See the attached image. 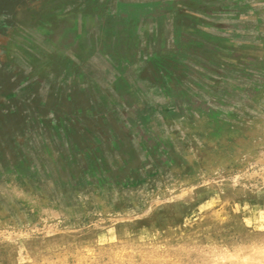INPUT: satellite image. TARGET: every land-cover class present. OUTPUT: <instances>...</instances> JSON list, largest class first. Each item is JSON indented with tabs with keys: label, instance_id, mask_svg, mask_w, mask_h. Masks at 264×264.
<instances>
[{
	"label": "rangeland",
	"instance_id": "1",
	"mask_svg": "<svg viewBox=\"0 0 264 264\" xmlns=\"http://www.w3.org/2000/svg\"><path fill=\"white\" fill-rule=\"evenodd\" d=\"M82 1L0 0V79H20L7 90L73 107L52 111L64 151L11 105L28 131L2 146L0 264H264V0H242L256 50L170 36L160 70L141 68L157 41L113 35L126 4Z\"/></svg>",
	"mask_w": 264,
	"mask_h": 264
},
{
	"label": "crops",
	"instance_id": "2",
	"mask_svg": "<svg viewBox=\"0 0 264 264\" xmlns=\"http://www.w3.org/2000/svg\"><path fill=\"white\" fill-rule=\"evenodd\" d=\"M101 1H103V4H106V2L113 0ZM114 1L116 4V6H114L116 7V11H120L123 5H127V22H129L130 25H127L125 28L115 29L113 35L117 38L125 37L124 40H126L121 41L122 44H127L126 46H130L132 50H134L136 41L137 44L139 43L146 48L149 46L150 41L154 39L155 42L157 41L158 43L157 58H161L162 56L164 57L167 52L166 46L168 37L173 36L178 40L181 36L189 37L193 35L206 38V41H222V47L224 48L218 46L219 51H221L220 49L228 52L234 50L242 52H246V50L249 49L256 50L255 46L252 47L251 43H247L245 35L243 36L244 33L242 32L241 34V29L245 28L249 18L247 6L244 5L242 0H231L232 3L229 2V4L218 2L219 8L216 10L213 8V5L216 4L213 0H173V7H171L168 13L165 0L162 6L159 0H157L158 5L155 8V12L159 14H154V16L151 14L153 11L152 0ZM82 3L87 4V0H83ZM101 19L102 18L97 15L87 16L86 14L85 16H81V20L85 22V28H87V25H90V21L94 20L97 23L99 20L101 21ZM145 19L149 20L148 23L145 22ZM139 20H142L143 23H139ZM178 42L180 41L178 40ZM218 49L216 48V51H218ZM149 63L150 61L146 62L145 64L147 66L143 68H148ZM161 64L162 68H165L166 62L163 61ZM157 66L158 65H151L150 67L156 69ZM149 77L153 79L144 81H147L149 85H155L157 80L155 81L154 79L156 76L152 75ZM116 81L119 85L128 83L123 74H118Z\"/></svg>",
	"mask_w": 264,
	"mask_h": 264
},
{
	"label": "bare ground",
	"instance_id": "3",
	"mask_svg": "<svg viewBox=\"0 0 264 264\" xmlns=\"http://www.w3.org/2000/svg\"><path fill=\"white\" fill-rule=\"evenodd\" d=\"M165 60H166L165 58L161 57L156 60L157 62L150 61L151 64L150 63L148 64V68L150 69L151 65L153 66L158 65L156 69L160 70L162 68L161 63ZM144 66H147V65L144 64L141 66V68ZM141 75H142L143 80L148 79V77L144 76V73H142ZM9 78L10 79H5V78L0 79V93H2V91L3 92L5 91L6 94L8 93L7 97H4V99L6 100H4L3 98L2 100L4 101L0 100L2 102V103L0 102V105L2 106V107L0 106L2 108L0 109V163H2L1 162L2 158H3V161H5V163H7L8 161V158L6 157L5 151L3 150L2 146L4 147L7 145V146L14 147L15 149H17V146L13 145V142L17 136H20L21 134H26V132L28 131V127L26 129L24 126L31 127L33 124L37 123L38 121H42V120H44L46 124L44 128H46V126L49 127L48 129L50 132H46L42 129L38 131L41 132V134L46 133L47 134L46 136L49 137L51 140H54L55 137L56 138L59 137L61 143L63 144L62 149L65 151L64 144H66L67 142L65 143V140L58 135L59 133L66 131V129H64L63 131V127L60 126V121L57 119V117L54 118V116L52 115L54 113H52V111H55L54 109H56L64 113L65 110L66 111L72 110L73 107L72 105L70 106L71 100L68 99L66 101H63V104H62L61 103L62 101H60L59 99L53 100L49 96H46V98H43L40 89L36 87H33V88L31 87L29 91L25 90L22 93L21 92L18 93L17 90L16 91L7 90L8 86L10 87V85L12 84L16 86L20 82V79L16 77L9 76ZM11 94H13V96H10ZM18 99L21 100V101L19 100L21 105L25 103L22 106L26 107L25 114L29 116L30 122L23 123V125L25 124L24 126L15 122V119H17V116L15 114L18 112V107L16 106V108H14V106L13 107L11 106ZM21 105H19V107ZM78 108H80V106ZM78 108H77V112L81 110ZM27 109L30 111L28 112ZM40 109L47 110L48 112L44 113ZM102 118L103 117H101V120ZM74 131L76 130H73L72 132ZM35 133H37V130H35ZM75 135L78 137L77 131L75 132ZM90 137H93V135L90 134ZM78 143L79 141L76 140L73 144L76 145Z\"/></svg>",
	"mask_w": 264,
	"mask_h": 264
},
{
	"label": "water",
	"instance_id": "4",
	"mask_svg": "<svg viewBox=\"0 0 264 264\" xmlns=\"http://www.w3.org/2000/svg\"><path fill=\"white\" fill-rule=\"evenodd\" d=\"M5 1L7 2L8 0H5ZM11 1H12V0H9V2H10V3H11ZM10 3H9V5H10ZM12 3H13V2H12ZM4 15H5V14H4ZM5 16H6V17H7V19H8V16H7V15H5ZM7 19H5V18H4V20H5V23H6V20H7ZM4 20H3V22H4ZM40 122H41V121H40ZM5 149H6V148H5ZM13 150H15V148H14V147H13ZM13 150H12V151H13ZM7 162H8V161H7Z\"/></svg>",
	"mask_w": 264,
	"mask_h": 264
}]
</instances>
